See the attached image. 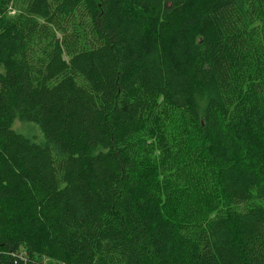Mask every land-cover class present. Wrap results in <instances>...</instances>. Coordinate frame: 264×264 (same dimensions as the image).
Wrapping results in <instances>:
<instances>
[{
    "label": "trees",
    "instance_id": "1",
    "mask_svg": "<svg viewBox=\"0 0 264 264\" xmlns=\"http://www.w3.org/2000/svg\"><path fill=\"white\" fill-rule=\"evenodd\" d=\"M0 264H264V0H0Z\"/></svg>",
    "mask_w": 264,
    "mask_h": 264
},
{
    "label": "rangeland",
    "instance_id": "2",
    "mask_svg": "<svg viewBox=\"0 0 264 264\" xmlns=\"http://www.w3.org/2000/svg\"><path fill=\"white\" fill-rule=\"evenodd\" d=\"M8 13L9 15H11L13 11L9 9ZM210 92H211V88L208 84H204L196 90V102L199 108L201 109L203 108L206 102L207 96ZM12 127L18 132H21L26 135H31V136L33 135L36 138L40 139V135L38 133L37 127L33 124L24 123L19 120H14Z\"/></svg>",
    "mask_w": 264,
    "mask_h": 264
}]
</instances>
